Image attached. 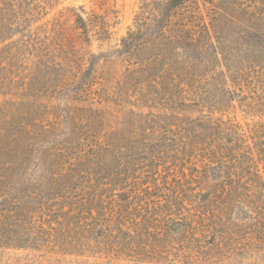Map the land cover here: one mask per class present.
I'll return each mask as SVG.
<instances>
[{"label":"trees","instance_id":"trees-1","mask_svg":"<svg viewBox=\"0 0 264 264\" xmlns=\"http://www.w3.org/2000/svg\"><path fill=\"white\" fill-rule=\"evenodd\" d=\"M52 4L0 0V248L195 264L241 221L264 248V0H138L115 79L76 53L105 16Z\"/></svg>","mask_w":264,"mask_h":264},{"label":"rangeland","instance_id":"rangeland-1","mask_svg":"<svg viewBox=\"0 0 264 264\" xmlns=\"http://www.w3.org/2000/svg\"><path fill=\"white\" fill-rule=\"evenodd\" d=\"M83 6L86 12H81L83 16L90 13L102 14L106 19L108 34L104 38L91 36L89 44L77 43L78 54L89 49L94 52H107L108 62L104 63V70L108 72L111 79L120 77L123 64L114 50L120 44L121 38L126 34L132 25L134 13L138 7V0H54V4L49 9L45 19L51 17L59 10L66 14L65 23L72 24L73 16L69 14L66 7ZM105 13V14H104ZM107 14L108 17H107ZM71 51V49H70ZM253 86V85H251ZM255 88L252 89L255 98H251L252 107L255 106L256 113L264 115V80L256 81ZM44 92L41 91L40 96ZM235 118L243 123L246 119L244 112L237 111ZM235 234L228 235L223 241L220 236H216L210 249L202 250L205 258L199 259L195 264H264V248L256 241L251 223L241 221L236 226ZM205 253V254H204ZM207 260L206 262H203ZM0 264H154V263H132L127 260H115L107 257L104 253L95 251L93 253L82 254H47L42 249L27 247L20 248H0Z\"/></svg>","mask_w":264,"mask_h":264}]
</instances>
